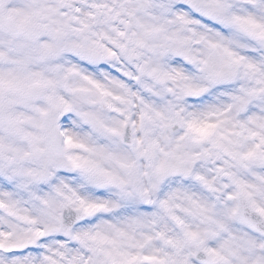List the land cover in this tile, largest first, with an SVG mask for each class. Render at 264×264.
Wrapping results in <instances>:
<instances>
[{
	"label": "snow or ice",
	"instance_id": "6c2138e0",
	"mask_svg": "<svg viewBox=\"0 0 264 264\" xmlns=\"http://www.w3.org/2000/svg\"><path fill=\"white\" fill-rule=\"evenodd\" d=\"M0 264H264V0H0Z\"/></svg>",
	"mask_w": 264,
	"mask_h": 264
}]
</instances>
